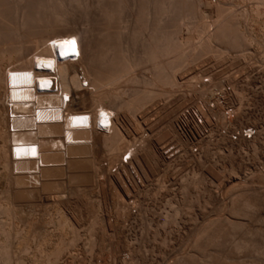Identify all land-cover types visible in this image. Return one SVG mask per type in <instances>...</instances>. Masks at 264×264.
Here are the masks:
<instances>
[{
    "label": "bare ground",
    "instance_id": "obj_1",
    "mask_svg": "<svg viewBox=\"0 0 264 264\" xmlns=\"http://www.w3.org/2000/svg\"><path fill=\"white\" fill-rule=\"evenodd\" d=\"M234 5L238 7L232 9ZM81 18L82 27L64 28ZM183 19L188 22L185 38L181 35ZM72 40L75 51L71 45L63 43ZM263 46L264 0H215L214 3L211 0H0V264H68L66 258L72 264L70 247L76 240L73 210L83 206L86 196L83 183L91 178L81 168L92 167L95 177L107 169L119 182L120 171L127 172L124 162L138 164L142 161L140 150L144 144H137L135 136L129 138L134 134L125 126L124 116L127 114L137 122V113L146 103L173 95L183 83L181 74L180 78L177 74L179 69L198 62L202 55L210 53L212 59L201 65L193 76L186 75L185 80L187 87L196 91L213 87L209 76L204 80L202 72H213L231 57L239 58L242 65L248 55L259 56ZM185 47H190L186 49L188 52L184 51ZM142 63L151 64V75L141 77L144 88L131 87L125 92L118 87H107ZM236 74L227 83L234 93L240 76L236 78ZM139 81L131 75L126 82L135 85L140 84ZM222 83L217 80L214 84L220 89L219 94H228ZM237 94L243 98L241 92ZM77 100L82 105L91 103L93 108L76 106ZM219 102L209 105L208 101L206 109L197 106L199 109L188 116L195 125L198 119L202 124L208 115L221 114L225 105L222 108L223 100ZM239 103V108L243 107L242 102ZM175 111V108L163 110L161 120L168 129ZM232 111L227 110L226 115L230 116ZM244 127L224 130L230 135L224 136L228 138L230 151L236 141L241 147L247 143L255 147L258 136L251 139L255 131ZM146 148L153 156L150 146L145 144ZM103 152L109 154L106 165L101 164ZM159 161L166 162L163 152L159 153ZM112 167L120 171L113 173ZM202 171L204 175L210 173L206 166ZM251 174L252 171L243 177ZM248 184L244 180L236 185L235 196L231 195L227 204L215 196L217 212L214 215L203 213L200 225L198 220L195 222L197 213L187 209L184 236L170 243L168 264H264V196L261 202L252 201L246 194L255 190ZM194 185L193 180H189L184 188L191 189ZM41 192L57 216L44 217L43 211L42 215H37L32 210L22 216V200L35 198ZM189 199V208H192L194 204L191 206ZM94 208L99 211L100 203ZM200 208L204 207L201 205L198 210ZM177 215L179 209L174 208L162 221L175 223ZM47 224L56 230L52 236ZM66 233H70V238ZM28 240L34 250L30 259L22 255L28 250ZM160 259L157 260L160 262Z\"/></svg>",
    "mask_w": 264,
    "mask_h": 264
},
{
    "label": "rangeland",
    "instance_id": "obj_2",
    "mask_svg": "<svg viewBox=\"0 0 264 264\" xmlns=\"http://www.w3.org/2000/svg\"><path fill=\"white\" fill-rule=\"evenodd\" d=\"M214 1L215 0H211L212 3H214ZM237 7L238 6L235 5L234 8L233 6H231L232 9H236ZM74 21L70 25L68 24L64 28L74 27L78 29L82 27V25H84V23L82 22L84 20H82V18L80 20L76 19ZM186 21L187 20L185 19L181 21V23L183 22L181 35L182 37L185 35L183 38L186 37L185 28L188 27L187 26L188 22L186 23ZM196 40L197 39H195L194 41ZM189 48L185 47L184 51L188 52L187 50H189ZM261 51L262 53L260 52L259 56L257 54H255L256 56L248 55V57L245 58L246 61L244 60L245 63L243 62L242 65L240 63L239 58L236 59L237 57L236 58L231 57L228 61L229 63L226 62L225 63L226 65L225 64L220 65L222 66L221 67L222 69L220 68V66H218V68L215 67L216 70L213 69V72L211 71L212 74L210 72L208 73V71L202 72V75L205 77L204 80H206L207 77L209 76L208 78H210V82H212L210 84H213V87H205V88L201 87L202 89L199 88L200 91H196L194 90L193 87H187L188 84L185 82V80H187V76L189 78L191 77V75L193 76L196 73L195 71H199L198 69L201 65L207 64L212 59L211 56L212 54L210 53L204 54L201 56L202 58L200 57L199 59H197L198 62L197 61L191 62L188 65L184 66L185 68L182 67L181 69H179L177 74L178 77L181 74L180 77L182 78L183 83L181 87L175 89V91L172 93L174 96L171 95L168 98L161 96V98L159 97L154 99L153 101H150L149 103H146L147 105L145 104L144 107L141 110H139V112L137 113V117H136L137 122L136 120L134 121V119H131L130 117L128 118L127 114L124 116V118L126 117L124 119L125 126H127V128L131 131V133L134 134L132 135V137L129 138L131 139L135 136L134 139L136 140L137 144L138 142L140 146L144 144V148L142 147V150H140L142 161L139 162L138 164L136 162H133L134 164L129 162L128 163L124 162V164H127V172H124L123 170L121 171L119 170L120 175L122 174L121 181L119 182L115 181L116 179L113 178L114 176H111L112 173L110 174L107 171V169L101 172V174H99L100 173L99 172L98 174H96L95 177L93 173L94 170L92 169V167L88 166L84 169L83 167L81 168L82 169L81 171H84L87 175L90 174L89 177L91 178L88 180V182L86 181L83 183L84 188H86V196L83 200L84 201L83 206L80 208H74L73 210V219H74L73 232L75 231L73 233V237L76 236V240H74L76 243L73 242L74 243L73 246L70 247L71 252H73L72 264H97V263L99 264L102 263L103 264H109V263L158 264L159 260L157 259L160 258H161L159 262L160 264L161 262L162 264L163 263L168 264L171 261L169 256L170 254L168 255V252L170 251V245L175 242L176 237L182 238L184 236L183 232L185 230V226H187L186 217H185L187 215L186 213H188L187 209L190 212H193L194 214L197 213L196 215H198V217L196 216L197 218L195 222H197V220L198 223L202 222L203 213L207 211L211 215H214L213 213L217 212V210L215 209L216 208V201L214 200L215 196L216 198H219L223 202V204L224 203L227 204L229 198L235 196V194L233 195V193H236L235 189H237L235 188V186L244 183V180L247 182V184L248 183L250 184V187L253 186L251 188L255 190V191H250L248 194H246V196L251 198L252 201L257 200V202L259 201L261 202L260 199L264 196L263 195L264 193V131H263L264 130V55H263L264 46ZM260 56L262 57L260 58ZM169 58L171 57H167L166 59ZM232 58L234 60H232ZM232 64H234L233 65L234 67L232 66ZM193 68L195 69L193 70ZM149 70H150V74H149ZM235 71H237L236 72L237 74L235 73ZM241 71L244 73H242ZM235 74H236V78L240 75L238 77L236 91L241 92V95L243 97L242 99H240L237 92L234 93L231 90V88L229 89L230 87V85H228L229 81L232 77L235 76ZM131 75L136 76L137 79L140 80L139 81L140 84L135 83L134 85V83L131 84L129 82H126L127 78ZM150 75H151V64L142 63V65L133 68L131 72L122 74L120 80L118 81L119 83L117 82L107 87H109V89L119 88L118 90H122L125 92L131 87H135V88L137 87L142 89L144 88L143 86L146 85H144L141 80H143V78H148V76ZM184 76H186V78ZM221 78L224 79L222 80ZM217 80H221V82H223L222 84H224L223 85L224 88L227 87L226 89L229 91L228 94L227 93L224 95L219 94L220 89L217 86H215ZM214 87L216 89L218 88L217 91ZM213 92H215V94ZM230 92L232 94H230ZM221 96H223L222 97L223 102L221 104V107L225 105L223 106L224 108L223 107L222 108L223 109L226 108L225 111H222L223 109L221 110V114L224 112L225 114L221 115L220 112L217 111L218 112L216 113L217 115L216 114L214 115L215 118L213 117V115H208V118L206 119L204 118V122L202 124L197 122V125H195L188 116V113H190L191 111H196L200 107L206 109L208 101H209V105L217 104V101L218 102L220 101L219 102L220 104L222 101ZM217 97H220V100H218ZM165 100L168 102L165 103ZM77 101L75 102L76 106H86L87 110H91L93 108L91 103L82 105V103H80L79 100ZM240 101L242 102L241 106H243L241 108H239ZM197 106L199 108H197ZM163 107L166 110H173L174 108L176 109L174 119L169 129L165 126V124L161 120V118H163V114H165V112H163V110H165L163 109ZM236 107L239 109L237 110ZM230 109L233 110L232 114L230 116L226 115V111ZM122 113L124 112L122 111ZM223 115L226 117H224ZM239 115L242 116L240 117ZM175 117L179 118V120H177ZM223 118L225 119L223 120ZM184 119H187V121L182 123ZM180 122L182 125L180 124ZM229 123L230 126H228ZM212 124L214 125L212 126ZM187 126L190 128V130ZM244 126L248 128H253V131H255V134L251 138V139L258 138L255 147H253L249 143L244 144L243 147H241L239 146L240 144L236 141L235 142L236 144H233L234 146H232L233 148L231 149L233 152L230 151L229 149L231 147H230V143L228 142V138L224 137L225 135L228 134L226 133L227 131L224 133V130L226 128L240 129V127H244ZM158 135H161L159 139L157 138ZM145 144L150 146V149L154 154L153 156L151 153L149 154L147 152L148 148L145 149ZM160 152H163V155L166 157V162L159 161ZM105 153L106 152H103V155L101 154V156L104 157V159L101 160L102 161L101 164L103 165H106L105 163L108 162L106 161L107 160L106 158L109 157V154L108 153L105 154ZM125 157L126 155L123 157V159ZM204 166L208 167L210 170V173L208 175L207 174L204 175L202 173L203 172L202 168ZM89 167L90 169L88 170L90 171H87V168ZM115 169L116 168L112 167L111 172L113 171H114L113 173L119 172L117 170L116 172ZM247 171L249 173H251L252 171L254 175L251 174L249 176L243 177L245 176V173H248ZM92 176L94 179L92 178ZM189 180H193L195 185L193 188L191 187V189H186L188 190L187 192L184 187ZM0 186L2 189V185ZM188 198L191 199V200L189 199L192 204L191 206H193L194 204L192 208H189ZM22 202H23L22 204L23 214L21 213L22 216H25L26 213L29 212V210L30 211L32 210V212L34 211V213L37 212L36 213L37 215L39 214L42 215V213L44 212L43 213L44 217H51L52 215L57 216L56 214H54V209L51 208L50 203L47 202L42 192L41 194L38 193L37 196H35V198L34 197L25 198L22 200ZM97 202L100 203L101 211L100 210L96 211V209L94 208ZM24 204L29 206L27 207ZM206 204L207 206L208 205L211 206L207 207ZM170 205L172 207H170ZM201 205L204 207L202 209H205L204 212H202L203 210L201 208H200L201 210H198ZM33 206L36 208L37 211L34 209ZM91 206H93V208ZM174 208L179 209V215H177L175 219V223L169 222L164 224L162 221L164 219V216L166 214L171 213L174 210ZM258 211H262V209H259ZM55 216H53V218ZM76 222L78 225L76 224ZM52 226L53 225L50 224L46 225L47 229L50 232L49 235L51 236L52 234L56 233L54 226L53 227ZM65 236L67 238H70V233L69 234L66 233ZM29 241L30 240L26 242L28 244L29 251L27 250L25 254L22 252L23 253L22 255L25 256V258L28 257L27 259H30V256L33 257V253H34L33 247H31L32 243ZM180 249L178 250V252L181 251ZM67 262L68 264L71 262L69 258H66L65 263Z\"/></svg>",
    "mask_w": 264,
    "mask_h": 264
},
{
    "label": "snow or ice",
    "instance_id": "obj_3",
    "mask_svg": "<svg viewBox=\"0 0 264 264\" xmlns=\"http://www.w3.org/2000/svg\"><path fill=\"white\" fill-rule=\"evenodd\" d=\"M55 43V42H54ZM64 44H69L72 46V51H75V41L72 40V41H65L63 42ZM61 47L63 48V44L61 45ZM103 115V114H102Z\"/></svg>",
    "mask_w": 264,
    "mask_h": 264
},
{
    "label": "built area",
    "instance_id": "obj_4",
    "mask_svg": "<svg viewBox=\"0 0 264 264\" xmlns=\"http://www.w3.org/2000/svg\"><path fill=\"white\" fill-rule=\"evenodd\" d=\"M198 122H199V119H198ZM200 123V122H199Z\"/></svg>",
    "mask_w": 264,
    "mask_h": 264
}]
</instances>
